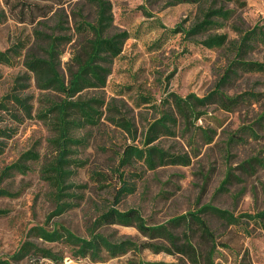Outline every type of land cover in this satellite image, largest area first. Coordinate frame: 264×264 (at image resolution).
Returning a JSON list of instances; mask_svg holds the SVG:
<instances>
[{
  "label": "rangeland",
  "instance_id": "rangeland-1",
  "mask_svg": "<svg viewBox=\"0 0 264 264\" xmlns=\"http://www.w3.org/2000/svg\"><path fill=\"white\" fill-rule=\"evenodd\" d=\"M31 1V0H29ZM113 21L110 32L126 31L122 50L110 63L111 71L105 86L82 91L83 97L100 96L104 99L103 117L96 126L79 131L85 144L74 155L85 160L77 168L71 180L85 184L79 190L81 197L60 215L47 220L54 207L51 187L40 175L41 166L54 155L48 144L52 135L50 127L36 117L45 105V98H60L54 91L37 88L34 76L23 65L28 47L35 41L34 30L54 34H67L70 40L61 46L60 72L67 79V62L71 52L78 49L89 37L77 32L76 25L84 18L93 21L95 9L89 0H69L53 6L46 18L29 21L21 19V3L12 0L6 4L0 0V10L6 18L0 21V50L15 40H23L26 48L13 64L0 63V101L11 93L27 97L32 117H25L22 109L12 100L0 108V189L8 192L0 195V259L10 256L26 239L40 247L56 252L58 260L40 255H29L15 264H151L154 261H174L175 256L164 252L153 253L149 249L129 250L125 254L109 257L105 252L93 260L89 257L75 258L70 249L60 242H46L29 235V228L56 224L67 227L80 236H88L94 219L113 203V195L120 182L116 172L118 155L126 144L139 145L148 125L159 117L166 105L161 102L168 93L186 96L194 93L203 96L213 89L231 57L225 47L207 48L200 43L207 34L225 33L229 40L240 31L255 23L264 24V0H242L225 3L233 8L234 15L219 28L191 37L172 32L177 24L189 27L201 18V9L207 5L181 3L167 6L163 0H110ZM50 6L51 2H48ZM145 6L146 10L142 9ZM62 15L64 29L55 28ZM252 59L264 60V47L259 45L249 54ZM247 90L264 92V75L243 74L226 87L229 94ZM264 109V96L258 101H247L230 111L209 106L195 125L184 134L178 130L174 136H162L155 143L173 152H188L187 165H172L144 169L140 163L126 169L125 178L133 184V191L122 196L116 203L119 209H137L148 224L163 223L170 217L182 214L202 203H211L228 209L235 215L254 213L264 207V166L252 174L233 172L234 179L227 190L218 191L230 166H237L252 155L264 157V127L255 125L256 137L245 136V142L228 143L230 134L244 124L251 123ZM15 115L19 116L18 119ZM123 115L135 129L132 136L112 124L107 116ZM198 126L212 130V140L205 143ZM241 134V133H240ZM34 147L39 159L29 162L24 173L13 171L3 174V169L14 162L25 150ZM93 172L101 175L95 177ZM130 172V173H129ZM218 243L214 264H264V230L255 221H243L240 225H225L210 214L204 215ZM244 220V219H243ZM179 228L176 229L179 232ZM104 234L130 237L137 242L146 240L135 227L113 224L97 228ZM195 246L203 250L198 237Z\"/></svg>",
  "mask_w": 264,
  "mask_h": 264
},
{
  "label": "trees",
  "instance_id": "trees-1",
  "mask_svg": "<svg viewBox=\"0 0 264 264\" xmlns=\"http://www.w3.org/2000/svg\"><path fill=\"white\" fill-rule=\"evenodd\" d=\"M21 3V22L28 16L33 22L37 18H46L53 10V6H60L69 0H19ZM94 9L93 21L82 18L76 25V31L86 33L89 37L78 49L71 52L67 62V79L60 72L61 46L70 40L67 34L47 33L40 29L34 30L35 41L33 46L26 49L23 65L34 76L37 88L43 91H54L60 98H45V105L38 110L36 117L43 120L51 129L52 135L48 144L54 152L52 158L40 168V175L51 187V197L54 207L47 216V220L60 215L76 203L81 197L79 190L85 184H78L71 180L77 168L82 167L85 160L75 156L77 149L85 144V137L79 131L87 126H96L103 117L105 101L100 96L83 97L82 91L89 88L105 86L111 68L110 63L119 55L123 43L128 37L126 31L110 32L113 21L110 0H89ZM167 6L181 3L197 4L207 3L201 9V18L189 27L182 24L175 25L172 32H181L191 37L204 34L212 28H219L231 18L235 10L225 7V3H239L242 0H163ZM12 0H5L10 4ZM51 2L50 6L47 4ZM142 9L146 10L145 6ZM6 18L4 9L0 10V21ZM55 28L64 29L62 15L59 16ZM239 35L229 40L225 33L207 34L200 43L207 48L230 49L222 74L216 81L213 89L203 96L189 93L181 96L168 93L161 102L166 108L161 110L159 117L154 119L144 132L143 140L139 145L126 144L118 155L116 172L120 186L113 195V203L102 211L93 221L89 235L84 237L70 231L67 227L56 224L52 228L44 225H34L29 228V235L38 237L46 242H60L70 249L71 256L75 258L89 257L96 260L105 252L109 257L125 254L129 250L141 251L149 249L153 253L164 252L175 256L174 261H154L151 264H214V255L217 252V241L211 230L205 214L217 217L225 225H240L243 221H255L264 230V207L254 213H241L235 215L232 211L217 207L211 203H202L193 209L170 217L163 223L148 224L140 212L135 208L119 209L116 203L123 195L133 191V184L125 178L126 169L134 167L137 163L144 169L152 170L167 164L187 165L191 156L188 152H173L156 144L155 141L162 136H174L178 130L185 132L206 113L209 106L230 111L247 101H258L264 92L247 90L237 94L226 92L228 84L243 74L264 75V60L252 59L249 54L261 45L264 47V24L255 23L251 28L238 32ZM26 48L23 40H15L6 49L0 50V63L11 65ZM12 100L23 111L25 117H32L31 105L27 97L11 93L0 101V108L6 107V100ZM18 119L19 116L15 115ZM114 125L121 127L134 138L135 129L132 122L123 115L107 116ZM21 120V119H20ZM255 125L264 127V109L248 124L242 125L237 132L230 134L228 143L245 142L247 137H256ZM205 143L212 140V130L198 126ZM1 132V130H0ZM241 133V134H240ZM39 159V153L31 147L22 152L19 157L3 169V174L13 171L24 173L30 166L29 162ZM264 166V157L252 155L242 160L237 166H230L223 177L218 191L227 190L234 179H240L233 170L240 169L243 174H252L259 167ZM95 177L101 175L93 172ZM130 173V172H129ZM8 192L0 189V195ZM4 210L0 209V215ZM244 219V220H243ZM120 224L135 227L146 240H136L119 236L114 237L96 231L97 228ZM180 229L179 232L176 229ZM198 237L203 250L193 243ZM29 255H40L51 260L61 257L50 248L40 247L33 241L26 239L14 251L10 259H0V264H15L16 261Z\"/></svg>",
  "mask_w": 264,
  "mask_h": 264
}]
</instances>
